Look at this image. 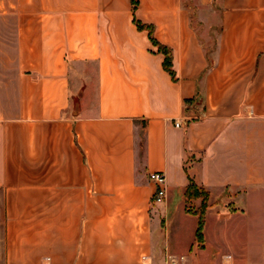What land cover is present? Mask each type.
Instances as JSON below:
<instances>
[{
    "label": "crops",
    "instance_id": "crops-1",
    "mask_svg": "<svg viewBox=\"0 0 264 264\" xmlns=\"http://www.w3.org/2000/svg\"><path fill=\"white\" fill-rule=\"evenodd\" d=\"M0 264H264V0H0Z\"/></svg>",
    "mask_w": 264,
    "mask_h": 264
},
{
    "label": "trees",
    "instance_id": "trees-1",
    "mask_svg": "<svg viewBox=\"0 0 264 264\" xmlns=\"http://www.w3.org/2000/svg\"><path fill=\"white\" fill-rule=\"evenodd\" d=\"M132 3L134 4V8H135L137 5V0H132ZM138 25L140 26V28L144 27V25H142L141 23H138ZM150 36L152 40L154 41V43L158 45L160 51H162L165 54L164 65L166 69L171 71V63H172L171 50L168 47L158 43L153 38L151 27H150ZM208 195H210L208 190L197 185L194 182H190V184L187 186L186 191H185V197H186L187 202L195 198H198L200 196L203 198V202L199 210H194L190 207H187L186 209L189 213L195 214L198 217V223H197V229H196V239L198 243H203V240H204L203 229H204V224H205V214H206L207 209L210 207V204H208L207 202Z\"/></svg>",
    "mask_w": 264,
    "mask_h": 264
},
{
    "label": "rangeland",
    "instance_id": "rangeland-1",
    "mask_svg": "<svg viewBox=\"0 0 264 264\" xmlns=\"http://www.w3.org/2000/svg\"><path fill=\"white\" fill-rule=\"evenodd\" d=\"M196 200H199L200 201V205H196L194 202ZM210 200V195H208V199H207V202L208 204H213L212 202L209 201ZM187 202V201H186ZM202 202H203V198L200 196L198 198H195L193 200H190L189 202H187L186 204V209L187 207H190L194 210H199L201 205H202ZM180 213H183L182 212V209L180 210ZM179 215V213H177ZM197 216V215H196ZM183 222V227L178 230V234H176L175 238H174V241L171 243V250L172 251H175V252H181V251H184L188 245V242H190L191 238H192V229H190V227L193 225V218L189 217V218H180ZM213 224V222H212ZM232 224V223H231ZM255 239V238H254ZM231 240L234 242V243H237L234 245V247H237L238 249L245 246L244 243H242L241 241H243V239L238 238L237 237H231ZM262 239L260 238H256L255 241L257 242H254V244H252V248L256 251V250H259L262 245H263V242L261 241ZM211 245V244H210ZM213 246V245H211ZM214 247V246H213Z\"/></svg>",
    "mask_w": 264,
    "mask_h": 264
},
{
    "label": "built area",
    "instance_id": "built-area-1",
    "mask_svg": "<svg viewBox=\"0 0 264 264\" xmlns=\"http://www.w3.org/2000/svg\"><path fill=\"white\" fill-rule=\"evenodd\" d=\"M150 179L157 184V190L153 196V203L159 204L164 202L167 196L165 174L163 172H152L150 173Z\"/></svg>",
    "mask_w": 264,
    "mask_h": 264
}]
</instances>
